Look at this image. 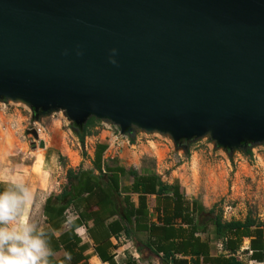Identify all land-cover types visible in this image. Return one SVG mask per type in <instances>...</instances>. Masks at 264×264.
<instances>
[{"label":"water","instance_id":"water-1","mask_svg":"<svg viewBox=\"0 0 264 264\" xmlns=\"http://www.w3.org/2000/svg\"><path fill=\"white\" fill-rule=\"evenodd\" d=\"M0 97L176 147L264 144V0H0Z\"/></svg>","mask_w":264,"mask_h":264},{"label":"crops","instance_id":"crops-1","mask_svg":"<svg viewBox=\"0 0 264 264\" xmlns=\"http://www.w3.org/2000/svg\"><path fill=\"white\" fill-rule=\"evenodd\" d=\"M107 133L112 137L108 142L100 140L101 135L87 136L81 152H75L78 161L66 166L60 163L66 157L61 147L45 146L37 157L43 160V172L38 159L27 172L37 192L48 188L52 193L44 213L54 227H60L66 211L78 212V222L85 225L93 222L87 234L64 232L54 241L57 250L72 252V264H229L233 253L248 250L252 241L259 248L255 232L262 231L261 226L244 231L250 238H217L213 225H202L199 201L187 197L179 182L168 180L143 158L129 163L113 150L114 134ZM129 239L141 256L124 261ZM255 253L257 258L260 252Z\"/></svg>","mask_w":264,"mask_h":264},{"label":"rangeland","instance_id":"rangeland-1","mask_svg":"<svg viewBox=\"0 0 264 264\" xmlns=\"http://www.w3.org/2000/svg\"><path fill=\"white\" fill-rule=\"evenodd\" d=\"M3 103L8 107L0 111V168L8 160L18 162L24 156L28 172L43 151L31 133L39 127L34 126L36 116L24 104ZM40 120L43 127L39 139L46 146L61 147L66 157L61 158L60 163L66 166L78 161L75 152H81L83 146L76 136V124L60 112ZM12 124L21 129L23 135L13 133ZM107 132L114 136L120 134L119 127L101 121H96L91 129V135H101L99 139L108 142L112 137L110 139ZM114 141L113 150L122 153L129 163L143 158L168 180L179 182L187 197L196 199L207 209L214 208L223 220L245 221L251 217L264 233V144L248 145L232 153L210 137L183 140L177 147L169 137L140 132L134 136L122 135Z\"/></svg>","mask_w":264,"mask_h":264},{"label":"clouds","instance_id":"clouds-1","mask_svg":"<svg viewBox=\"0 0 264 264\" xmlns=\"http://www.w3.org/2000/svg\"><path fill=\"white\" fill-rule=\"evenodd\" d=\"M111 52L115 55L116 50L112 49ZM109 62L116 63L111 58ZM0 104H3L0 111L7 109L8 105L3 103V97H0ZM56 111L63 113L66 110L58 108ZM36 125L39 126L36 128L39 135L43 127L41 120L35 121L34 126ZM11 130L13 133L23 135L22 130L14 124L11 125ZM26 158L21 156L18 162L8 160L4 167L0 168V264H72V252L67 249L57 250L54 241L64 232L77 237L81 233L87 234L93 222L89 220L85 225L78 222L80 221L78 212L66 211L59 228L49 223L44 208L52 193L48 188L37 192L30 183L29 174L26 172ZM37 159L43 172V160ZM61 191H57L56 196H60ZM124 247L126 248L124 261L129 258L138 259L141 256V251L136 247L134 240H127ZM220 247L222 251H228L223 245ZM253 253L254 250L249 247L248 250L239 248L233 255L238 264H264V260L252 259ZM96 259H99L98 254ZM138 264L147 262L139 261Z\"/></svg>","mask_w":264,"mask_h":264},{"label":"trees","instance_id":"trees-1","mask_svg":"<svg viewBox=\"0 0 264 264\" xmlns=\"http://www.w3.org/2000/svg\"><path fill=\"white\" fill-rule=\"evenodd\" d=\"M95 123L96 120L92 119L89 120L85 125H81V126L75 125L76 136L79 139L82 146L84 145L85 138L91 135V129L95 126ZM199 213H201L202 225H205L206 227L209 224L213 225L217 238H224L228 234H233L241 238H250V236L246 235L244 231L250 230L252 227L257 226L256 222L253 219H251V217H248L245 221L232 220L230 222H224L221 214L214 216L215 213L214 208L207 209L201 206ZM255 234L261 241L259 242V246H258L259 248H254L255 245L253 241L251 242L250 247L254 250L253 256L251 258L256 260H264V242L262 241V231L257 230ZM203 249L204 248L202 247L201 251ZM255 250H258L260 252L257 258H255V254H256ZM237 262L238 261L235 258H233L231 259L229 264H238Z\"/></svg>","mask_w":264,"mask_h":264},{"label":"built area","instance_id":"built-area-1","mask_svg":"<svg viewBox=\"0 0 264 264\" xmlns=\"http://www.w3.org/2000/svg\"><path fill=\"white\" fill-rule=\"evenodd\" d=\"M40 133V132H39ZM119 137H122V135L121 134H119V135H116V136H114V139L115 140H118L119 139Z\"/></svg>","mask_w":264,"mask_h":264},{"label":"bare ground","instance_id":"bare-ground-1","mask_svg":"<svg viewBox=\"0 0 264 264\" xmlns=\"http://www.w3.org/2000/svg\"><path fill=\"white\" fill-rule=\"evenodd\" d=\"M171 139V138H170Z\"/></svg>","mask_w":264,"mask_h":264}]
</instances>
